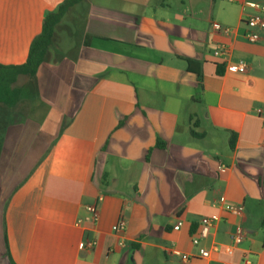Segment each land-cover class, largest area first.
<instances>
[{"label":"crops","instance_id":"obj_1","mask_svg":"<svg viewBox=\"0 0 264 264\" xmlns=\"http://www.w3.org/2000/svg\"><path fill=\"white\" fill-rule=\"evenodd\" d=\"M66 1L0 0V66L26 64ZM253 5L264 0H87L72 11L70 46L59 39L35 80L50 149L0 195V264H264V29L246 41ZM0 111L3 136L20 116L7 123L12 112ZM203 219L215 226L200 248L221 252L186 263Z\"/></svg>","mask_w":264,"mask_h":264},{"label":"rangeland","instance_id":"obj_2","mask_svg":"<svg viewBox=\"0 0 264 264\" xmlns=\"http://www.w3.org/2000/svg\"><path fill=\"white\" fill-rule=\"evenodd\" d=\"M70 24L71 21L67 26L69 27ZM60 39L62 41L59 43L61 45L59 47L70 46L67 32H61ZM25 87L27 90L24 91L22 104L16 111H10L13 115L8 118L7 122L12 124L14 121L17 122L16 112L20 116L18 119L20 123L11 127L12 129L5 132V135H0V195L2 203L23 182V179L33 172L38 163L45 158L51 146V143H48V146L45 147L48 140H46V130L39 123L41 117L37 112H41L44 108L38 99L39 92L36 81L31 82L29 79L20 78L16 88L23 89ZM5 119L7 118L2 117L0 111L1 129Z\"/></svg>","mask_w":264,"mask_h":264},{"label":"trees","instance_id":"obj_3","mask_svg":"<svg viewBox=\"0 0 264 264\" xmlns=\"http://www.w3.org/2000/svg\"><path fill=\"white\" fill-rule=\"evenodd\" d=\"M86 1L87 0H68L54 13H50L46 16L42 34L34 41L26 64L19 67L0 66V109L16 111L20 107L23 101L24 91H26L27 88H16L19 79L26 78L31 80V82L36 80L42 66L51 61L53 52L57 49L56 46L58 45L65 20L76 7ZM191 65L192 63H189L190 68ZM222 69L223 68H220L218 70L220 76L223 74ZM200 78L201 77L198 76V79ZM199 82L201 85V81ZM123 125V122L120 123L117 130ZM194 127H197L196 124H194ZM192 136L195 138L198 137L194 132H192ZM165 148L166 145L163 142H157L156 149L165 150Z\"/></svg>","mask_w":264,"mask_h":264},{"label":"built area","instance_id":"obj_4","mask_svg":"<svg viewBox=\"0 0 264 264\" xmlns=\"http://www.w3.org/2000/svg\"><path fill=\"white\" fill-rule=\"evenodd\" d=\"M229 1H235V0H229ZM253 9L256 10L257 14L249 18V20L246 22V27H247V33L245 35V39L248 43L250 44H257L261 41V38L258 34V31L260 29H264V6L262 5H253ZM212 30L215 34L217 35H224L225 37L229 38L232 36L233 31L228 28H224L218 24H213ZM226 48L222 45L218 46L217 52L215 54L216 57H221L225 55ZM238 74H245L247 71V67L244 64H240L237 68L234 69ZM258 116L262 119H264V112L259 111ZM219 172L226 171L225 166H219L218 168ZM215 205H217L215 203ZM225 211L234 215V216H240L243 213V209L240 207H235V206H226ZM87 212L90 214L92 222L93 223H98L99 218H100V213L97 209L96 206L88 207ZM183 224L181 222H178L176 225L175 230L181 229ZM201 230H200V236L199 238H194L192 240V245L194 248L198 249V255L194 258H190L188 256H184L182 259L184 262L188 263L193 259H200L202 261H210L215 254H219L221 252V248L217 245L213 246L211 250H206L200 248V243L201 241L207 240L210 237V234L215 226V220L213 219H203L201 221ZM126 231V222L122 218L118 222V224L113 228V232L115 234H124ZM244 241V236L243 234L239 233L231 238V245L225 247L224 252L232 256L234 254V251L243 243ZM96 244L93 243H87L86 245L83 246L85 249L92 250ZM121 248L126 247V243L124 241L121 242L120 244ZM245 264H250V262L246 261Z\"/></svg>","mask_w":264,"mask_h":264}]
</instances>
